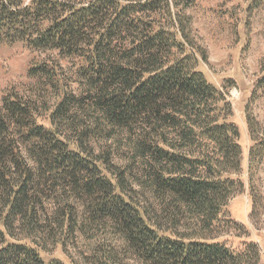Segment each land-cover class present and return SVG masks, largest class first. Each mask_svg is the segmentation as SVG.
Here are the masks:
<instances>
[{
  "label": "trees",
  "instance_id": "trees-1",
  "mask_svg": "<svg viewBox=\"0 0 264 264\" xmlns=\"http://www.w3.org/2000/svg\"><path fill=\"white\" fill-rule=\"evenodd\" d=\"M191 29L171 0H0V45L25 42L77 59L82 86L62 94L51 127L39 121L36 102L16 91L3 96L0 264H47L19 235L47 234L45 218L75 233L80 208L87 223L110 225L140 264H260L256 243L235 252L216 241L238 226L225 216L244 190L234 178L243 153L225 94L198 70L199 55L207 58ZM29 75L60 88L48 62ZM86 110L96 119L78 114ZM248 120L263 146L264 130ZM105 127L132 136L145 201L128 172L96 152L92 138ZM257 148L251 162L261 157ZM260 198L253 196V216Z\"/></svg>",
  "mask_w": 264,
  "mask_h": 264
},
{
  "label": "rangeland",
  "instance_id": "rangeland-1",
  "mask_svg": "<svg viewBox=\"0 0 264 264\" xmlns=\"http://www.w3.org/2000/svg\"><path fill=\"white\" fill-rule=\"evenodd\" d=\"M173 1L179 4L180 9H185L191 22V37L207 58L205 61L199 55L198 70L225 94L231 106L228 121L236 124L240 131L241 172L234 178L243 182L244 190L230 201L225 216L238 226L232 224L229 232L216 241L235 252L244 250L248 243H256L261 253L260 264H264V202L263 209L253 216V196L264 198V145L253 141L248 120L249 117L255 118L264 130V0ZM44 62L58 69L60 88L30 77V69ZM79 62L55 50L34 49L25 42L0 45V107L3 96L16 91L26 100L36 102L39 121L51 127L49 116L62 94H79L82 90L77 75ZM78 114L96 119L92 110ZM103 128L92 138L96 152L110 156L120 170L127 171L130 184L138 191L134 196L141 202L145 201L144 169L132 146V136L125 130ZM255 145L261 157L251 162ZM105 174L110 176L107 171ZM57 200L54 199V203L48 201L49 215L54 213ZM78 219L80 224L72 233L75 227L58 228L45 218L47 234L29 237L21 233L20 242L36 248L47 264L52 261L65 264H140L110 225L87 223L81 208ZM0 228L6 230L2 222ZM8 240L15 242L12 238ZM107 253H112L114 258L109 260Z\"/></svg>",
  "mask_w": 264,
  "mask_h": 264
}]
</instances>
